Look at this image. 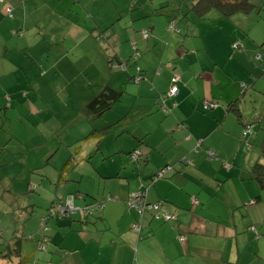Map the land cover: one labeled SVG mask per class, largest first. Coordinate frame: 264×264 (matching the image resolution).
<instances>
[{"label": "crops", "instance_id": "obj_1", "mask_svg": "<svg viewBox=\"0 0 264 264\" xmlns=\"http://www.w3.org/2000/svg\"><path fill=\"white\" fill-rule=\"evenodd\" d=\"M115 4L112 7L110 0H0V80L10 71L5 59L26 57L29 50L37 48L40 57H50L53 42L63 43L56 58H67L85 39L105 37L104 31L119 21L125 25L126 34L119 36L125 48L135 46L136 63L145 77L134 93L139 95L146 88L150 99L159 93L160 105L164 101L170 112L163 110L164 114L156 109L155 118L142 119L124 152L130 155L138 149L143 160L139 163L132 159L137 165L126 161L120 169L125 168L129 179V194L140 188L147 190L146 200L164 202V211L174 214L176 221L147 213L139 234L133 226L142 218L127 205L129 197L116 198L110 191L112 199L104 200L105 207L86 220L73 215L53 221L50 242L41 250L45 253L37 250L28 261L34 256L41 264H264L262 188L251 178L252 157L243 154L239 163L238 154L244 150L233 145L243 140L239 139V122L249 123L243 116V99L238 104L241 117L230 109L232 102L245 95L246 79L259 71L251 56L258 48V38L245 37L238 29V13L233 19L217 18L215 22L208 18L197 20L192 15L183 17L180 24L174 19L180 32L170 34L168 28L158 31L156 23L146 20V7L145 12L135 16L124 4ZM59 20L63 28L50 36L52 24ZM229 27L236 32L230 33ZM147 30L150 35L145 39L143 32ZM68 39L78 43L66 45ZM114 50V56L109 60L105 55L108 59L103 61L106 64L108 60L110 68L112 62H123L119 48L115 46ZM196 52L201 55L196 57ZM12 64L17 66L14 61ZM246 71H250L249 78ZM128 72L131 80L137 73ZM174 76L178 77L176 83ZM222 80H226L225 85ZM173 85L178 87V93L169 96ZM144 106L154 111L155 101ZM220 132L228 134L229 142L215 141ZM210 149L217 152V159L208 157ZM166 166L173 170L155 181L156 174ZM77 192L82 194L81 190ZM90 202L86 197L77 200L79 205ZM252 226L260 236L251 231ZM179 235L186 241L181 242ZM16 258V264L23 259Z\"/></svg>", "mask_w": 264, "mask_h": 264}, {"label": "rangeland", "instance_id": "obj_2", "mask_svg": "<svg viewBox=\"0 0 264 264\" xmlns=\"http://www.w3.org/2000/svg\"><path fill=\"white\" fill-rule=\"evenodd\" d=\"M110 1L112 7L115 3L124 4V8L128 7V13L132 9L135 16L140 11L145 12L146 7V20L156 23L157 30L161 32L164 28L167 29L174 19L178 20L179 24L184 21L183 16L178 15L181 10L177 0ZM252 2L258 8L249 14L238 13V17H241L238 19V29L245 37L250 35L258 38V48L251 56L254 58V67L259 68V71L255 70V77L246 79V93L242 101V109L245 112L243 116L248 118L250 131L247 138L241 140L246 126L239 122L242 129L240 144L233 145H239L244 150L238 154L239 163L242 162V155L246 154L252 157V164H264V0ZM120 14L123 15V12ZM217 18L220 17L215 10L208 15V21L215 22ZM122 25L119 21L117 25L102 30L105 35L102 39H85L79 48H75L76 52L67 58H56V55L61 53H57V49H60L63 43L53 42L54 45H50L53 52L50 57H40L37 48L38 51L29 50L26 57L5 59L10 71L0 80V229L3 232L0 238V254L5 250V243L10 242L14 232L24 236L23 259L37 252L42 218L48 214L50 207L58 205L62 198L76 193L77 190H81L91 202L106 200L110 197V191L115 197L127 195L128 202L131 200V193L128 192L129 179L125 168L120 169L126 161L135 163L133 158L124 152L126 144L133 140V133L144 119L155 118L158 115L155 110L163 109L159 93L155 95V99H150L146 88H142L139 95L134 93L139 84L129 78L128 71L136 70L134 76L137 77L138 67H141L136 63L138 57L135 54L138 52H135L133 47L125 48V43L121 41L123 37L119 35L124 36L127 31L126 26ZM62 28L60 20L55 21L49 35L59 34ZM229 29L230 33L236 32L234 27ZM108 34L112 36L108 37ZM183 35L184 33L181 34ZM73 42V39H68L66 45L73 46L78 43ZM115 46L120 50L118 54L122 58V64L127 65L125 70H122V64L117 62L111 63L112 68L108 65V60L103 64V61L108 59L105 55L109 56V60L110 56H114ZM31 53L35 57L29 55ZM152 54L153 52L149 58ZM194 55L197 57L201 52ZM258 55L261 57L258 58ZM13 61L17 66L12 64ZM114 64L119 67L115 68ZM249 72L246 71V77ZM142 77L145 78L143 71ZM106 84L122 88L125 93L112 109L92 121L85 114L84 106ZM150 84L154 87L152 81ZM222 84L225 85L226 80H222ZM151 100L155 101L154 111L145 109L144 106ZM145 111L146 115L143 114ZM234 123L238 125L237 120ZM94 130H97L94 133L104 134V137L99 140L98 135L92 134ZM227 137L228 134L220 132L215 141L229 142ZM139 160L140 163L143 157ZM243 161L245 162V157ZM261 195L260 204L264 210L263 189ZM261 216L264 219V211ZM53 221L55 220L48 223V228ZM261 226V223L257 224L258 228ZM31 258L30 262L41 264L37 257ZM16 259L9 256L0 257V262L16 264Z\"/></svg>", "mask_w": 264, "mask_h": 264}, {"label": "trees", "instance_id": "obj_3", "mask_svg": "<svg viewBox=\"0 0 264 264\" xmlns=\"http://www.w3.org/2000/svg\"><path fill=\"white\" fill-rule=\"evenodd\" d=\"M179 1H180L179 2V4H180L179 9L182 12V16L185 18H189V16L192 15L197 20L208 18L209 13L213 10L218 12V15L220 18H226V19L228 18L229 19L237 13L249 14L258 8L252 2V0H179ZM173 23H174L175 27H174V29H170V25ZM171 24L169 25L168 30L171 32L179 33L180 28L177 27L176 21H173ZM148 33L150 35L149 31H148ZM99 38H102V35H100ZM134 49H136L135 46H134ZM140 69H141V75H142L143 70H142V68H140ZM134 78H135V76L132 77V79H134ZM124 93H125V91L122 88H115L111 84H106L105 87H103L97 94H95V96H93L85 104V106H84L85 114L92 121L102 117L107 111L112 109L117 102L121 101V98H122ZM242 99H243V97H240L239 99H237L236 101H234L230 104V109L233 110V112L236 113L239 117H241V116H240V109L238 108V104L241 102ZM247 125H250V123H247L245 126L247 127ZM95 131L97 132V130H94V131H92V134L98 135L99 140H101L104 137V134H96V133H94ZM247 136L245 137L243 135V140H244V138H247ZM131 153H130V155H131ZM262 156L264 157V138H263V142H262ZM250 174H251L252 180L256 181L260 185V187L264 190V164L261 162H256L255 164H253L251 169H250ZM85 197L86 196H84V194H79V192L72 193V194H69L68 196L62 198L61 202L58 205L57 204L53 205L52 207H50V209H48V214L44 215V217L42 218V220H43L42 221V227L40 229V235L38 238V250L39 251L44 249L42 247H39L40 245H43V244L47 245L50 242V236H49L50 228H48V226H49L48 223L51 220H61V219H65V218H70L73 215H78L82 220H86L87 218L91 217L96 212H98L99 210H102L105 207V201L90 202V203L83 204V205L77 204L78 199H85ZM110 197H108V199H112V197L111 198ZM69 201L73 202L74 206L79 208V209L73 213L61 214V209ZM151 204H157V203H151ZM90 207H93V211L90 214L84 215L83 212L86 209L88 210ZM132 208H134V207H132ZM137 212H138V210H137ZM164 212H168V211H164V202H163L160 213H157L154 211H147V212H145L144 215H141L139 212L138 213L142 218L141 222H143V219L147 213H153V214H155L156 217H159V216H162V213H164ZM253 227L256 229V232L253 231ZM133 229H134V227H133ZM250 229L256 236H260V233L255 226H252ZM2 236H3V232L0 229V238ZM23 239H24L23 235L20 236L19 234H16L14 232L11 236L10 242L5 243L6 248L1 253V255L4 257L15 256V257L22 258ZM6 252H8V253H6ZM28 260H29V257H27L26 259H22L19 264H31L32 262H34V261L30 262ZM38 264H40V263H38ZM46 264H49V263L46 262Z\"/></svg>", "mask_w": 264, "mask_h": 264}, {"label": "built area", "instance_id": "obj_4", "mask_svg": "<svg viewBox=\"0 0 264 264\" xmlns=\"http://www.w3.org/2000/svg\"><path fill=\"white\" fill-rule=\"evenodd\" d=\"M8 12L11 14L12 13V7H9L8 8ZM174 23L170 25V29H174ZM143 36L144 38H148L149 37V33L148 31H144L143 32ZM258 58H260V55H258ZM121 64V63H120ZM114 67L115 68H118L119 65H115L114 64ZM122 70H125L127 68L126 65H123L122 64V67H120ZM138 72H139V75L137 77L134 78V80L139 83L141 80H142V75H141V69L138 68ZM178 81V77L177 76H174L173 78V82L176 83ZM178 93V87L176 85H173L169 92H168V95L169 96H175L176 94ZM207 106H211V107H215V105H213L212 103H209V102H206L205 103ZM162 109L166 112V113H169L170 112V109L166 106L165 102L162 101ZM250 131V125H247L246 127V130L244 131L243 135L246 137L248 135V132ZM201 147V142L198 143L195 151H198V149ZM207 155L208 157L211 159V160H215L217 159L218 157V154L216 151L214 150H208L207 151ZM142 156V152L139 151V150H135L131 157L135 160V161H138ZM185 162H189L191 163V161L189 160H185ZM173 170V167L172 166H166L165 168H163L160 172H158L156 174V176L154 177V180L157 181L159 179H162V178H165L167 176V174L169 172H171ZM146 195H147V190H144L142 188H140L138 191L132 193L131 195V200H129L128 202V205L129 207H134L135 209L138 210V212L141 214V215H144L145 212L147 211H154V212H157V213H160L161 211V208H162V203L163 202H159L157 204H151V203H148L146 201ZM111 198V197H110ZM194 202L197 204L198 201L197 200H194ZM79 208L75 207L73 202L69 201L67 202V204L65 206H63V208L61 209V214L63 213H73V212H76V210H78ZM93 211V207H90L88 210L86 209L83 213L84 215L85 214H90L91 212ZM162 216L164 217V219L166 221H172L174 222L176 220V216L174 214H171L169 212H164L162 213ZM134 227V230L137 231L139 234L142 233L143 231V226H142V222H137L135 223V225L133 226ZM253 231L256 232V229L253 227ZM178 239L181 241V242H185L186 241V237L184 236H181L179 235L178 236ZM46 243V242H45ZM40 247L44 248V244L43 245H40ZM31 264H38L36 261L32 262ZM50 264V263H49Z\"/></svg>", "mask_w": 264, "mask_h": 264}]
</instances>
